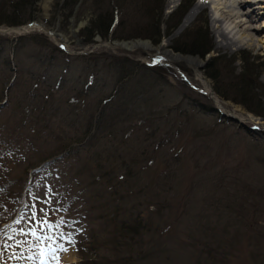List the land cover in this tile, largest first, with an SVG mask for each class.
Masks as SVG:
<instances>
[{
  "label": "rangeland",
  "instance_id": "374dc122",
  "mask_svg": "<svg viewBox=\"0 0 264 264\" xmlns=\"http://www.w3.org/2000/svg\"><path fill=\"white\" fill-rule=\"evenodd\" d=\"M162 1L160 42L154 45L143 39L152 47L141 45L131 51L115 47L110 37L96 35L89 43L80 35V29L93 16L97 0H77L76 4L73 0H37L34 19L29 23L41 22L57 35L37 29L36 24L30 29L0 26V264H81L77 241L88 243L90 233H96L100 240L105 235V239L109 238V226L104 236L99 231L104 220L89 221L90 217L101 216L103 208L93 202L89 212L86 200L90 192L86 187L81 190V184L72 188L73 213L58 210L64 186L77 182L76 153L65 158L54 156L52 163L45 160L60 141L54 137L63 139L73 132L60 120L51 131L32 122L41 98L49 97L43 94L47 87L59 107L71 106L74 114H80L73 105L79 106L82 101L77 99L86 97L90 102L87 85L93 86L99 77L100 83L107 81L103 91L109 88L112 77L104 59L114 54H126L150 66L160 63L155 67L169 81V86L150 99L152 103L160 99L159 109H167L169 123L164 120L154 131L155 121L143 122L135 115L126 141L135 146L134 162L140 165L142 177L139 184L152 179L155 169L161 183L169 176V208L163 212L164 219H150L148 209H152L147 204L137 208L145 224L162 223L151 247L158 257L154 260L160 264H264V162L260 161L264 149L254 146L258 143L252 136L264 146V117L219 96L207 75L210 69H206L213 56L225 55L227 60L219 68L222 71L224 67L225 74L228 58L236 56L232 66L238 73L239 56L243 54L256 65L257 81L264 86V0H200L206 1L205 8L183 28L180 22L197 0ZM108 4L102 6L107 8ZM180 4L187 7L186 11L179 23L167 30L165 21ZM110 6L122 8L120 3ZM152 17V11L147 10L142 15L136 12L134 19L149 22ZM198 18L207 21L213 50L197 60L190 55L191 61H201L200 65L166 60L158 45L182 54L173 49L175 41H185V32ZM238 21L242 26L237 25ZM221 32L226 34V40L219 45L216 40ZM42 34L58 48L55 52L52 47L36 43L43 41ZM7 60L16 72L10 71ZM218 84L223 85L221 81ZM257 93L260 94L258 90ZM213 95L224 102V110H220L243 119V123L202 111L200 103L218 106ZM260 101L264 113V98ZM108 144L102 141V145ZM118 147L120 151L124 148ZM79 154L84 156L83 152ZM143 197L138 199L144 203ZM7 203L19 204L10 209ZM103 252L109 253L108 248Z\"/></svg>",
  "mask_w": 264,
  "mask_h": 264
},
{
  "label": "trees",
  "instance_id": "16d2710c",
  "mask_svg": "<svg viewBox=\"0 0 264 264\" xmlns=\"http://www.w3.org/2000/svg\"><path fill=\"white\" fill-rule=\"evenodd\" d=\"M36 1L1 0L0 26H20L30 22L34 19ZM97 1L98 4L93 8L91 20L80 29V35L86 37V42H93V37L96 35L102 39L110 37L116 41L148 39L154 45L160 42L162 0ZM73 2L76 4L77 0ZM105 2H109L107 8L102 6ZM112 3H120L122 8L112 9L110 6ZM186 8L185 5L180 4L176 10L171 12L165 21L167 30H172L179 23ZM147 10H151L153 14L149 22L134 19L136 12L142 15ZM40 37L43 41L36 43L45 45L47 48L52 47V52L58 49L43 34ZM183 39L185 41H175L173 47L175 51L182 54L197 55L203 58L213 50L205 18H198L196 24L185 32ZM59 52L63 51L59 49ZM239 58L241 60L240 72L236 73L232 66L238 59L233 56L228 58L229 69L223 74L224 67L222 71L219 68L227 60L225 55L213 56L206 67L210 69L207 75L213 80L214 91L219 96L241 104L248 111L264 117V113L260 110L262 106L259 104L260 98H264V86L257 81L256 65L243 54ZM104 60L112 77L109 88L103 91L107 81L100 83L99 77H96L93 86L87 85L89 91L87 94L91 97L90 102L86 97L77 99V102L82 101L79 106L73 105L79 109L80 114H74L71 106L69 109L59 107L58 100L54 102V93L48 91L50 87H47L48 89L45 88L43 94L49 97L41 98L40 108L34 115L32 123L37 122L41 127L51 131L55 124L62 121L73 132L71 136H63V139L56 135L55 140L60 139L57 147L55 146L49 153L50 157L46 160L43 157L46 163H52L55 160L54 156L65 158L70 153H76L74 155L77 158L74 175L77 182L74 185L68 183L64 186L63 196L61 194L60 197L62 207L58 210L62 213H65V210L73 213L72 188L81 184V190L86 187L90 192V197L86 200L89 204V212L94 208L93 202H97V208H103L101 216L90 217L89 221L104 220V223L100 224L102 229H99L102 234H105L108 226L110 228L108 239H105L104 234L103 240H100L96 233H90L89 238L91 239L88 243L85 240L84 242L77 241L81 264H160L156 259L154 260L157 253L154 252V254L151 247H154V234L160 231L162 223L151 221L145 224L137 208L142 204H147L152 209L151 211L148 209L150 219L152 216L164 219L163 212L169 208V176H166L164 183H161L162 181L157 179L159 173L155 169L154 177L150 179L151 182L149 180L139 184L138 180L142 177L140 165L134 162L135 146L128 145L126 141L130 134L129 123L133 121L135 115L143 122L155 121L154 131L160 129L164 120L169 123V120H166L169 114L167 109L165 111L159 109L162 106L160 99L154 103L150 101L151 98H156L155 95L162 92L165 86H169V81L159 70L160 68L155 67L161 66L160 63L150 66L126 54H114ZM7 63L10 71L16 72V69H11L12 65L9 60ZM220 81L223 85L218 84ZM99 86H101L100 89H97ZM65 101L67 102L66 99ZM199 106L202 111L217 113L218 117L227 119L214 106L204 103H200ZM181 114L179 112L178 115ZM248 134L252 133L248 131ZM262 134L264 139V130ZM252 136L253 141L258 143L254 146L259 150L264 149L255 136ZM103 140L109 144L102 145ZM118 145L124 148L120 151ZM79 152H83L84 156L81 157ZM82 159L85 160L82 162ZM260 161L264 162V158ZM121 172H124V175H121ZM138 196H144L143 198L146 199L142 198L144 203L138 199ZM18 204L14 206L12 203H7L10 209H14ZM148 244L150 246L146 247ZM104 248L105 250L108 248L109 253L103 252ZM147 248L149 249L146 252Z\"/></svg>",
  "mask_w": 264,
  "mask_h": 264
},
{
  "label": "bare ground",
  "instance_id": "6f19581e",
  "mask_svg": "<svg viewBox=\"0 0 264 264\" xmlns=\"http://www.w3.org/2000/svg\"><path fill=\"white\" fill-rule=\"evenodd\" d=\"M205 2L206 1H200V0H197L196 2H195V4L193 5V7L189 10V12L185 15V16H183V18H182V20H181V22H180V25L179 26H181L180 28H183L185 25H187V23H188V21H190L194 16H195V14H197L198 12H200V11H202L204 8H205ZM45 7H46V5H45ZM230 16H234L233 14L231 15L230 14ZM221 17V16H220ZM224 17V16H223ZM227 17V16H226ZM222 19V18H221ZM225 20V19H224ZM214 21H215V19H214ZM217 21V20H216ZM242 21V20H241ZM241 21H238V23H237V25H239V27L240 26H242V24H241ZM243 23V22H242ZM218 24V23H217ZM220 26V25H219ZM23 29H26V28H24V27H22ZM36 28L37 29H41V30H45V31H48L49 33L51 32L50 31V29H48L44 24H42L41 22H38V23H36ZM246 28V27H245ZM242 29V28H241ZM243 30V29H242ZM217 38H219V40L217 39L216 41H217V43L219 44V45H222V40H226V34L224 33V32H221V33H219L218 35H217ZM131 41H133V40H131ZM141 45H146V46H149V47H152V44L150 43V42H143V43H140V42H128V43H126V46H128V47H130V48H132V49H134L135 47H137V46H141ZM162 46V48L160 47V49H164L165 47H164V45H161ZM162 51V50H161ZM180 58H183V59H180ZM191 58L192 57H181V56H179V54H174L172 51H170L169 50V60L171 59V60H185V61H188L189 63H193V64H198V65H200V64H202V62L200 61L199 63H195V62H193V61H191ZM196 60H197V58H195ZM198 73V72H197ZM200 76V78L202 79V82H203V84H204V86H206V88L208 89L209 87H208V84H207V82H206V80L205 79H203V77L201 76V74L199 75ZM213 97V99L215 100V103H217L216 105H218L217 107H219V108H221V109H223L224 110V102L222 101V100H220L216 95H213L212 96ZM244 118V117H243ZM253 119V118H252Z\"/></svg>",
  "mask_w": 264,
  "mask_h": 264
},
{
  "label": "water",
  "instance_id": "95a60500",
  "mask_svg": "<svg viewBox=\"0 0 264 264\" xmlns=\"http://www.w3.org/2000/svg\"><path fill=\"white\" fill-rule=\"evenodd\" d=\"M84 23V22H83ZM80 26H81V24L78 26L79 28H80ZM46 32H48V31H46ZM55 33V31L54 32H50V34H54ZM55 35H57V33H55ZM128 42H140V43H143V42H149V41H146V40H142V39H136V40H133V41H119V42H113L114 43V45H116V46H119V47H122L123 49H126V50H132V48H130V47H128V46H126V43H128ZM161 45H163V44H159L158 46H159V53L166 59V60H168L169 61V49L168 48H164V49H160V47L162 48V46ZM135 48H141L140 46H138V47H135ZM134 48V49H135ZM162 50V51H161ZM161 51V52H160ZM179 56H181V57H192V56H190V55H185V56H182V54H179ZM195 58H198V56L197 55H195L194 56ZM172 61H176V60H172ZM216 109L222 114V115H224V116H226L228 119H230V120H232V121H234V122H236V123H238V124H242L243 123V119H240L239 117H237V116H235V115H233V114H226V113H224L223 111H221L219 108H217L216 107ZM246 120H248V119H246ZM254 124L256 125V126H259L258 124L259 123H257V122H254Z\"/></svg>",
  "mask_w": 264,
  "mask_h": 264
},
{
  "label": "snow or ice",
  "instance_id": "6c2138e0",
  "mask_svg": "<svg viewBox=\"0 0 264 264\" xmlns=\"http://www.w3.org/2000/svg\"><path fill=\"white\" fill-rule=\"evenodd\" d=\"M17 223H19V221H17ZM42 223L46 224V221H43ZM32 234H33V235H36L35 230L32 231Z\"/></svg>",
  "mask_w": 264,
  "mask_h": 264
}]
</instances>
